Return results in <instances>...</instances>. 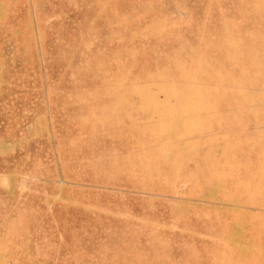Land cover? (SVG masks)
Instances as JSON below:
<instances>
[{
    "label": "rangeland",
    "instance_id": "374dc122",
    "mask_svg": "<svg viewBox=\"0 0 264 264\" xmlns=\"http://www.w3.org/2000/svg\"><path fill=\"white\" fill-rule=\"evenodd\" d=\"M0 264H264V0H0Z\"/></svg>",
    "mask_w": 264,
    "mask_h": 264
}]
</instances>
